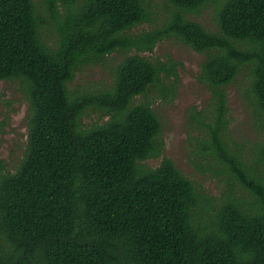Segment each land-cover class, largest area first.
<instances>
[{
    "label": "trees",
    "instance_id": "1",
    "mask_svg": "<svg viewBox=\"0 0 264 264\" xmlns=\"http://www.w3.org/2000/svg\"><path fill=\"white\" fill-rule=\"evenodd\" d=\"M168 1L162 28L131 35L151 20V0H0V81L19 80L28 100L26 150L0 173V264H264V134L253 163L225 137L226 87L243 66L264 128V0H214L216 31L187 16L208 0ZM170 35L205 52L199 79L211 96L192 118L200 152L229 180L209 209L213 198L172 159L142 163L162 152L163 127L151 101L136 98L175 91L178 62L129 51ZM114 51L127 53L108 88L71 90L83 63ZM89 109L106 119L88 125ZM235 181L246 197L233 194Z\"/></svg>",
    "mask_w": 264,
    "mask_h": 264
},
{
    "label": "rangeland",
    "instance_id": "2",
    "mask_svg": "<svg viewBox=\"0 0 264 264\" xmlns=\"http://www.w3.org/2000/svg\"><path fill=\"white\" fill-rule=\"evenodd\" d=\"M40 3L41 0H35ZM44 1V0H43ZM217 3L208 0L197 12L188 13L189 19L201 23L209 30H217L215 20ZM174 6L168 0H151V20L132 27L128 33L140 34L156 28H162ZM63 6L59 7V11ZM47 42L53 44L56 32L53 25L46 28ZM139 53L153 60L168 57L176 60L177 81L172 75L170 95L163 97L160 91L151 87L145 95L137 96L136 100L152 103L162 122V152L151 156L142 163L145 168H155L164 157L174 161L176 166L193 180L197 192L205 193L213 198L211 205L220 206L225 199L229 180L225 174H216L212 167L220 163L211 156L200 152L198 143L203 138V128L196 125L192 115L195 111L208 109L211 92L199 79L201 62L205 52L195 50L191 45L178 39L175 35L165 36L158 40L152 50H136L129 53ZM126 51H114L101 59H90L83 63L75 72L70 83L71 90L81 92H99L109 87L113 80L114 67L124 57ZM250 73L243 66L236 79L226 87L228 104V122L225 137L229 146L237 150L247 162L256 158V143L262 140L264 128L257 114L255 105L249 95ZM169 81V79H167ZM175 92V93H174ZM28 100L19 80L0 81V173L14 172L19 165L28 143L27 124ZM106 115L100 111L89 109L83 120L89 125L94 121H102ZM261 169L262 165H258ZM246 190L238 181L233 184V194L246 197ZM210 212L213 210L210 209Z\"/></svg>",
    "mask_w": 264,
    "mask_h": 264
}]
</instances>
